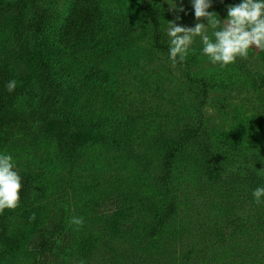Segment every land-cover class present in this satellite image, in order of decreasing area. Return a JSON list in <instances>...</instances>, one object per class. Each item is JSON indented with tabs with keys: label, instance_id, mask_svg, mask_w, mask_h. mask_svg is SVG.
<instances>
[{
	"label": "rangeland",
	"instance_id": "obj_1",
	"mask_svg": "<svg viewBox=\"0 0 264 264\" xmlns=\"http://www.w3.org/2000/svg\"><path fill=\"white\" fill-rule=\"evenodd\" d=\"M10 1L0 0V58L23 65L29 47H38L78 124L79 151L65 164L54 119L2 141L0 154L12 155L37 188L13 217V248L0 250V264H264V203L252 195L264 187V50L253 46L221 68L197 36L172 67L148 8H159L170 48L168 21L197 23L192 0H89L101 10L102 29L70 47L60 30L76 0H39L23 21L43 15L45 29L38 40L26 30L19 40L16 10L1 8ZM208 11L218 14L213 3ZM38 73L30 70L32 88L18 105L26 116L42 104ZM107 123L114 127L103 134ZM183 130L198 136L166 174L160 144ZM202 139L218 168L212 176ZM170 201L174 216L150 234L152 207ZM73 216L84 218L79 230Z\"/></svg>",
	"mask_w": 264,
	"mask_h": 264
},
{
	"label": "trees",
	"instance_id": "obj_2",
	"mask_svg": "<svg viewBox=\"0 0 264 264\" xmlns=\"http://www.w3.org/2000/svg\"><path fill=\"white\" fill-rule=\"evenodd\" d=\"M37 1L39 0H12L1 7L3 9L16 10L15 24L17 32L15 36L19 40L22 39L25 30V34H33L38 40L39 33L45 29L46 18L43 15H38L37 18L27 23L23 21L26 9ZM241 2L242 0H212L219 14V19L227 17L228 5H237ZM148 12L154 29L156 45L162 49L169 50V47L163 42L159 8L150 7L148 8ZM103 23L101 10L96 4L89 0H76L65 17V23L60 30V40L65 47L79 44L90 35L98 33L102 29ZM38 52L39 49L36 45L30 46L23 65H20L19 62L17 64L9 63L0 58V147L2 146V141L12 137L18 128L32 127L36 124H40L41 126V123H44L46 120L54 119L58 124L57 139L60 154L65 164L70 166L79 151L78 124L73 120L69 108L64 106L65 98L63 92L60 90V85L52 77L48 62ZM31 69L36 70L37 73L40 71L38 74L42 76V92L40 95L42 104L38 112L35 111L34 114L26 116L20 112L18 105L24 94L30 92L32 88V77L29 74ZM92 74L98 76L104 75V77L107 75L99 69L94 70ZM10 80L17 82V87L11 94L7 92L5 87ZM113 127V123H107L105 126L100 127V132L107 134ZM196 136H198V131L193 133L192 131L183 130L176 137L168 136L162 139L160 147L164 150L163 156L166 174L169 173L171 165L182 145L195 140ZM201 145H203V155L206 156L205 158L209 166L207 171L212 176L218 171V168L212 165L214 159L208 154L211 144L209 141L206 143L202 139ZM15 170L18 171L22 178L21 200L16 209H5L0 214V250L13 248V217L17 211L30 203L35 196L37 188L35 180L26 174L17 163H15ZM251 176L260 182L259 176L254 172H251ZM175 211V201H170L166 204H156L155 207H152L150 214L153 223L149 233H161L166 228L167 222L174 216ZM50 246L52 247L51 244Z\"/></svg>",
	"mask_w": 264,
	"mask_h": 264
},
{
	"label": "clouds",
	"instance_id": "obj_3",
	"mask_svg": "<svg viewBox=\"0 0 264 264\" xmlns=\"http://www.w3.org/2000/svg\"><path fill=\"white\" fill-rule=\"evenodd\" d=\"M170 5V11H185L176 4ZM192 6L197 20L194 27L179 26L176 23L180 19L179 15L176 20L168 21L167 35L171 38L169 58L172 67L185 61L189 47L197 36L202 40L203 53L221 68L235 63L238 57L247 58L249 49L253 46L264 50V0H242L237 5H228L227 19H217L218 14L208 11L212 7V0H192ZM205 19L207 23L200 22ZM208 28L213 29L212 38L207 34ZM5 87L11 94L15 91L17 82L10 80ZM21 190L22 178L15 170L13 156L0 154V214L5 209L14 210L19 206ZM252 195L257 205L264 203V187L256 188ZM30 219L34 221L35 214ZM69 223L79 230L85 221L83 217L73 216Z\"/></svg>",
	"mask_w": 264,
	"mask_h": 264
}]
</instances>
